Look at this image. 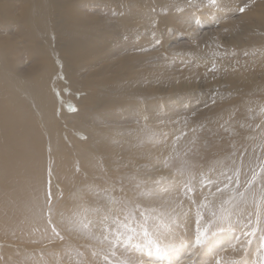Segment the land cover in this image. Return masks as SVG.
Returning <instances> with one entry per match:
<instances>
[{
  "label": "bare ground",
  "instance_id": "bare-ground-1",
  "mask_svg": "<svg viewBox=\"0 0 264 264\" xmlns=\"http://www.w3.org/2000/svg\"><path fill=\"white\" fill-rule=\"evenodd\" d=\"M240 8L245 11L240 12ZM185 33L191 34L188 41L181 40ZM157 40L161 43L156 44ZM179 50H189L192 58L202 61L200 67L209 69L215 65L213 77H207L205 83L216 79L247 82V90L237 96L241 102L232 95H226L227 100L214 96L204 100L205 104H216L205 112L173 105L165 110L157 107L152 115L134 116L130 103L137 85L159 80L163 70L159 55L165 53L168 57ZM61 78L67 85L60 83ZM193 82L200 84L196 79ZM78 86L87 92L101 91L104 97L97 105L71 115L64 106L59 114L62 91L69 87L74 94ZM120 100L122 104L114 105ZM71 101H76L75 96ZM79 102L84 104V98L80 97ZM218 104L230 107L219 108ZM241 104H264V0H0L1 234L12 232V240L36 245L59 241L61 246H67L68 241L78 240L71 236L81 239L73 232H65L63 242L51 237L50 228L45 233V220L34 215L44 202L49 169L58 220L61 213L67 217L77 211L70 200L80 197L79 190L85 185L93 190L104 186L107 176L102 169L108 166L107 161L127 157L121 151L128 145L130 134H136L134 130L144 125L143 117L148 118L152 132L160 131V123L167 127V136H181L177 149L183 152L186 140L195 135L196 129L208 136V130L212 132L216 123L212 122L213 116L208 128L200 124L209 117L206 114H217L223 121L240 116L245 108ZM252 114L258 118L259 113ZM243 123L239 120L238 125L246 131ZM256 123L244 124L253 129ZM142 138L144 142L148 140L146 136ZM259 143L258 138L247 149L241 181L249 179L250 169L261 164L264 152ZM168 153L152 157L162 160ZM220 153L214 152L211 162L224 156ZM135 157L137 161L144 160L140 178L164 172L158 171L157 165L152 168L155 159L141 154ZM208 157L205 151L200 159H194L198 164L205 161L207 164L200 165L207 167L211 164ZM85 194L89 205H93L95 196L87 191ZM168 241L169 236L160 239L164 248L159 253L154 251L149 264L192 261L198 249L195 245ZM236 241L242 238L225 232L215 236L204 247L202 264L221 263L217 254L226 256ZM230 252L233 256L237 250ZM160 255L165 257L156 261ZM223 263L233 264L230 260ZM242 264H254V259L247 258Z\"/></svg>",
  "mask_w": 264,
  "mask_h": 264
},
{
  "label": "rangeland",
  "instance_id": "rangeland-1",
  "mask_svg": "<svg viewBox=\"0 0 264 264\" xmlns=\"http://www.w3.org/2000/svg\"><path fill=\"white\" fill-rule=\"evenodd\" d=\"M190 36L191 34L185 33L182 35L183 38L181 40L188 41L187 38H189ZM164 54L159 55V57H161V59L163 60L159 62V64H163V70L159 76V80L148 81L143 86H139L136 84V96L134 100L130 103L134 116H137L138 113L152 115L153 110H155L157 107H162V109L165 110L172 107L173 105H175L176 107L181 105H183L184 107H193L196 111L203 110L205 112L210 108V106L213 107L216 104H205L204 100L206 98L211 99L214 96H216L217 98L224 97V99L227 100L226 95H232L234 96V100L241 102V100L238 99L237 96H240L242 92H245L247 90V82L241 83L237 80L223 81L222 79H216L213 80L211 83H205L204 80L207 77H213L214 74H212V72L209 71V69H207L206 67H200L198 64H200L202 61L196 58H192L191 52L189 50H179L178 52H175L174 55L168 57H165ZM242 77L245 78L244 76ZM141 79L147 78L145 76H141ZM194 79L199 81L200 84H194ZM61 81L62 82L60 83L67 85L66 83H63L64 80H62V78ZM164 81H168L169 83L164 84ZM79 88L80 86L74 88L76 90L74 94L72 93L73 89L69 87H66L65 91H62L58 98L59 104L57 107V111L59 114L62 113L64 106L66 107L68 113H70L71 115L75 114L77 110L79 111L86 106L97 105L96 103H99L104 97V94L101 91L87 92L85 90H80ZM74 96L76 101H71L73 100ZM80 97L84 98V104H79ZM69 98L71 100H69ZM200 99L203 100L202 104H200ZM115 103L117 104L114 105H120L122 104V100ZM241 105H243V108H245L241 111L240 116H234L223 121H221L220 118L217 117V114L216 117L215 114H206L209 115V117L200 124L207 125L208 128V126L212 122L216 121L214 127L211 129L212 132L208 130V136L205 131H199L198 129H196L195 135L192 138H188L185 143L186 148H189L191 147V142L193 140L196 141V154L194 157L200 159L202 152L207 151L209 152L208 161L211 162V158L213 157L212 155L214 154V152L220 151L221 153L219 155L226 156L229 155V153L235 154L237 151V154H235L236 158L234 157L236 166L239 167L241 163L245 164V162L247 161L246 157L248 155L247 152L245 153L244 150L250 148L253 143L260 137V135L264 133V120H261L262 118H264V104H259L256 106L250 104ZM249 106L253 108H250ZM218 107H223L225 109L230 107V105L218 104ZM73 109L77 110L73 111ZM252 112L259 113L258 118H255ZM210 116H213L215 119L209 124ZM239 120H242V122H246L250 125L257 122L256 126L261 125V127L257 129V127L255 126L252 129L249 125L243 123L246 129L245 131L242 127L238 125ZM226 121L227 123H225ZM157 125L161 126L159 129L160 131L154 132L156 133V136L153 137L152 141L145 140L142 145L140 144V140L137 138L136 134H130L131 139L128 145L125 146L121 151L123 154H127V157L125 159H122L121 161L116 160L108 162L106 160L108 166L105 167L107 169V177L105 178L115 179L116 177L124 175L125 173H128L129 175L134 172L135 166L144 165V160L137 161L135 155H146L148 153H151V155L164 154L171 151V145L174 142L177 146V142L179 143V140H177L178 137H176V135H174L173 137L167 136V127L162 126L160 123H157ZM221 125H224V128H222ZM225 128H227L228 131H225ZM68 134L70 133L68 132ZM250 137H255L256 139H250ZM161 139L165 140L166 143L160 144L159 141ZM145 143L148 145V147L145 145ZM153 144H156V146L154 147ZM218 145L221 148H219ZM235 148H237V150H235ZM67 150L70 153L73 152L72 148H70L69 146H67ZM241 153H244L243 157H241ZM261 157L260 161L261 163H264V154L261 153ZM198 162H201L200 164L203 163L204 165L207 164L205 161ZM125 164H127L128 167H124L123 165ZM258 165L260 164L258 163L256 164L257 167H254L257 168V172H259ZM243 168L241 170V173L243 172ZM157 170L164 172L151 176L152 179H158L161 176L170 175L169 170L164 169L162 165H157ZM228 174L229 176L232 175L231 172H229ZM220 180L224 183H227L225 177L223 176L220 177ZM82 181L87 182L88 179L86 180L85 178H82ZM244 183L245 181L240 180L241 187L239 189V192L243 193L242 197L234 191L236 185L235 183H232L231 185H229V189L226 190L223 195L218 194L217 197H215L217 198V201H215V198L210 196V203L208 204V206L199 209V211L203 215V219L201 220L202 231L207 226V223L209 221L215 220V223H213L212 225L213 228H209L207 233L201 237V242L199 243L200 245L197 244V205L202 201L204 195H208L209 192H215V186L205 187L202 190L198 188L197 192L192 197L196 200V204L191 203L188 198L180 194V199L184 201L182 210H180L181 215L179 216L176 225L173 226V234L169 236V241L167 243L175 245L188 243L193 244L198 248L195 252V256L192 258V261H189L191 259H188V262L185 263L202 264L200 258L204 254V247L208 245L211 240L215 238V236L221 234L222 232H225L231 233L237 238L241 237L242 241H236L235 243H233L230 250L228 249L229 251H226V256L222 255V257H220L221 254H217L218 256L216 257L221 260V263L218 264H224L223 261L225 260H230L233 262V264H242V261H245V259L247 258H253L254 264H264V203L261 202V195L264 194V178L258 176L257 181L252 186L251 190L247 192L244 191ZM218 186L223 187V184H219ZM230 196H236V202L239 203L240 210L237 212H233L229 220H222L220 219L221 203L223 200L228 199ZM72 198L70 202H73V205H75L77 209L78 205L82 201L79 200L80 197L77 196ZM65 199H68V197ZM60 201L61 200H59V202ZM84 202L88 203L85 196ZM224 207L230 212L232 211L231 205H224ZM213 212L216 213V217H213ZM258 213L259 215H257ZM191 215L195 217L192 218ZM137 219H139V217H137ZM193 219L195 222L193 221ZM258 219L259 230H256L255 234H251L253 232V229L257 227ZM155 223V221L150 219L148 221L147 227L149 232L152 234L151 239L157 241V237L154 233ZM217 223L218 225L216 226V228H214ZM193 225L194 227H192ZM131 226L137 228V231H140L139 226L136 222H132ZM221 229L223 230L221 231ZM2 230L4 229L0 228V234ZM187 232H189V234ZM73 233L79 234L81 236V239L77 236H71L72 239H74L75 237L78 238V240L73 242L68 241L69 245L67 244V246H61L59 241L41 245H36L33 243L24 244L23 242L12 240V232H8L7 235L1 234L0 264H78V262H83V264H100V258L94 257L92 255V252L93 250L100 251L102 246L98 242L96 244V241L85 239L78 232ZM174 239L175 242H173ZM159 241L160 239L158 240V242ZM137 242L141 244V248L139 250H135L131 253H125L124 249L121 248L118 249V257L120 259H128L129 257H131L133 259L143 261V264H149V261L152 259L151 257L155 256L153 254L154 251H156L154 245L149 244L148 240L143 238L142 236L138 238ZM86 245H91V247H86ZM161 248H164L163 244L161 245ZM187 248L188 246L186 247V249ZM233 249H236L237 252L235 253V255L230 256L231 254L228 253H231L230 251H233ZM81 252L83 253V256L79 255V253ZM192 252H194L193 249ZM237 253L241 256L238 257ZM163 257H165V255H160L159 260L156 261H161ZM182 261H187V259L180 260L176 264H180V262ZM208 262L210 264L214 263L213 261ZM168 264L172 263L168 262Z\"/></svg>",
  "mask_w": 264,
  "mask_h": 264
},
{
  "label": "snow or ice",
  "instance_id": "snow-or-ice-1",
  "mask_svg": "<svg viewBox=\"0 0 264 264\" xmlns=\"http://www.w3.org/2000/svg\"><path fill=\"white\" fill-rule=\"evenodd\" d=\"M211 2L215 3V0H211ZM239 11L244 12L245 9L240 8ZM159 43L161 41L157 40L156 44ZM215 70V65L209 68L211 72ZM76 110L73 109V111ZM147 119V117H143L144 125L134 130L141 145L144 142L142 137L146 136L148 140H152L156 136V133L149 128ZM137 123L139 124V121ZM221 127L224 128V125H221ZM256 127L259 129L261 125ZM225 131H228V129L225 128ZM83 138L86 139V137ZM250 139L256 138L250 137ZM177 140H179V137ZM259 141L258 147L264 152V133L260 135ZM159 143L165 144L166 141L161 139ZM153 146L155 147L156 144H153ZM246 152L247 149H245ZM195 154V140L191 142V147L186 148L183 152L177 149L174 142L171 145V151L162 160L160 157H152L151 153H148L146 154L147 158L150 160L155 159L156 161L152 168L156 169V165H162L164 169L169 170V176H161L158 179H152L151 177L147 179L140 178V170L144 166L139 165L135 166L132 174L120 175L115 179L106 178L104 186H97L96 190H93L89 185H85L84 189L79 190L82 202L78 205V210L67 217L61 213L58 220L55 218L56 208L52 192V170L49 169L44 202L42 206H38L34 215L41 216L45 220L48 226L45 229L46 234L50 228L51 237L58 238L62 242L66 238L65 232H78L85 239L98 242L102 246L101 250H93L92 255L100 258V264H143V261L131 257L120 259L117 255L118 249H124L125 253L139 250L141 244L137 241L142 236L148 240L149 244L154 245L157 253L161 252L162 248L158 240L172 235L173 226L178 222L180 210L183 207L184 201L180 199V194L188 198L191 203L196 204V200L192 197L198 188L202 190L205 187L215 186V192H209L208 195H204L202 201L197 205L196 230L198 233L197 244H199L201 237L215 223V220L209 221L202 231L201 220L203 215L199 209L208 206L210 196L215 198L218 194L223 195L232 183L236 185L234 191L241 197L243 196V193L239 192L241 187L239 177L243 164L241 163L237 167L234 158L235 154L232 153L218 157L210 165L203 167L194 159ZM243 155L244 153H241V157ZM123 166L128 167L127 164ZM76 171H80L79 167L76 168ZM102 171L105 174L107 173L106 168L102 169ZM229 172L232 173L231 176L228 175ZM221 176L225 177L227 183L220 180ZM258 176L264 178V163L259 165V172L255 168L250 169V178L245 181L243 186L245 192L251 190ZM219 184H223V187L218 186ZM86 191L91 192L95 196L93 205L84 202ZM261 202L264 203V194L261 195ZM224 205H231L232 211L225 209ZM239 210L236 196H230L221 203L220 219L229 220L231 214ZM213 217H216L215 212H213ZM150 219L156 222L154 233L157 241L151 239L152 234L147 227ZM132 222L138 224L140 231L131 226ZM256 230H259V219L257 220V227L253 229L251 234H255ZM86 247H91V245H86ZM79 255L83 256V253L81 252ZM78 264H83V262H78Z\"/></svg>",
  "mask_w": 264,
  "mask_h": 264
}]
</instances>
